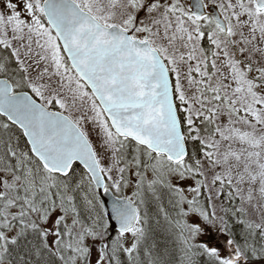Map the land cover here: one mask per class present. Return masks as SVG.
<instances>
[{"label": "snow or ice", "instance_id": "obj_1", "mask_svg": "<svg viewBox=\"0 0 264 264\" xmlns=\"http://www.w3.org/2000/svg\"><path fill=\"white\" fill-rule=\"evenodd\" d=\"M0 264H264V0H0Z\"/></svg>", "mask_w": 264, "mask_h": 264}]
</instances>
